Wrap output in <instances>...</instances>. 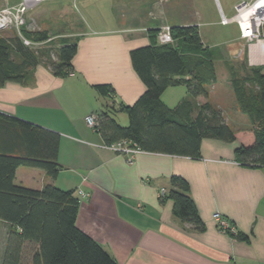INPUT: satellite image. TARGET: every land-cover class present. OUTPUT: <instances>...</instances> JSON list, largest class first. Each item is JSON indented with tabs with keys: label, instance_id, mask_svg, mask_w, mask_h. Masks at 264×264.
I'll return each mask as SVG.
<instances>
[{
	"label": "crops",
	"instance_id": "crops-1",
	"mask_svg": "<svg viewBox=\"0 0 264 264\" xmlns=\"http://www.w3.org/2000/svg\"><path fill=\"white\" fill-rule=\"evenodd\" d=\"M3 3L0 0V10ZM142 31L85 30L78 39L73 75L57 77L40 65L31 83L0 87L1 115L61 137L62 171L57 179L40 169L20 167L16 184L36 190L52 184L75 191L80 200L77 227L118 264H264V167L241 165L235 154L238 141L205 139L197 158L142 151L129 162L106 148L100 133L87 124L86 118L97 116L101 104H106L104 109L132 106L145 92L130 56L133 49L150 44L149 35ZM102 84L114 88L113 98L97 92L95 86ZM174 89L184 90L177 96L170 92ZM222 89L208 98L193 99L185 86L171 87L162 101L171 109L185 100L197 107L212 100L224 106ZM233 97L229 99L234 106ZM238 112L222 111L233 129H249L248 119ZM173 176L189 182L205 231L183 224L173 213V202L161 201L160 191L168 192ZM78 190L90 197L81 199ZM217 214L233 223L242 237L221 231L214 219Z\"/></svg>",
	"mask_w": 264,
	"mask_h": 264
},
{
	"label": "trees",
	"instance_id": "trees-1",
	"mask_svg": "<svg viewBox=\"0 0 264 264\" xmlns=\"http://www.w3.org/2000/svg\"><path fill=\"white\" fill-rule=\"evenodd\" d=\"M159 33V29L150 30V44L135 48L130 54L145 92L132 106H107L95 116L96 130L105 144L128 141L147 153L197 158L205 139L238 141L236 160L241 165L264 167V67H252L249 75L243 77L229 67L237 109L250 125L249 129L235 130L222 111L209 102L197 107L194 101L185 100L175 109L163 103V94L178 86H185L193 99L208 98L209 89L217 82V52L203 46L196 25L171 27V44H160ZM22 36L35 45L54 41L47 31L23 29ZM78 39L65 42L58 50L43 52L30 49L17 35L1 36L0 87L31 83L40 65L57 77L73 75ZM95 89L105 98L115 95L109 84L96 85ZM120 113L128 115V127L115 120ZM60 142L56 132L0 114V238L3 227L7 229L1 264H22L26 244L34 247L32 264H118L77 227L80 200L75 191L52 184L36 190L15 182L20 167L40 169L50 179H57L62 171ZM190 190L186 179L173 176L168 192L160 198L173 202V213L183 224L203 232L205 224ZM229 236L242 237L238 231L236 236Z\"/></svg>",
	"mask_w": 264,
	"mask_h": 264
},
{
	"label": "rangeland",
	"instance_id": "rangeland-1",
	"mask_svg": "<svg viewBox=\"0 0 264 264\" xmlns=\"http://www.w3.org/2000/svg\"><path fill=\"white\" fill-rule=\"evenodd\" d=\"M218 1V2H217ZM47 0L39 3L24 14L25 24L20 30L8 29L0 31L1 36L15 37L18 32L47 31L53 37L52 43L40 45L31 44L32 50H58L65 42L75 41L87 31H103L107 29H144L147 33L152 29L164 26L196 25L200 30L203 42L216 50L215 67L217 82L209 89L210 95L223 88L222 102L211 101L217 109L238 112V109L229 98L234 96L230 84V70L233 68L236 75H249L252 68L247 61L246 45L240 39L239 27L236 23L222 24V15L232 19L236 14V6L250 0ZM16 6L23 0H4V6ZM17 3H19L17 5ZM9 4V5H8ZM4 7V8H5ZM79 27V29L77 28ZM159 33V34H160ZM149 35V34H148ZM243 52L242 55L240 53ZM263 67V66H262ZM227 78L229 81H227ZM184 89H174L170 92L179 93ZM213 98V96H212ZM234 99V97H233ZM105 103L99 109H104ZM239 113V112H238ZM240 114V113H239ZM236 115H231V118ZM115 120L122 126H129V117L125 113L117 114ZM245 118V117H244ZM6 227L0 238V264L6 244ZM34 247L24 250L22 264H32Z\"/></svg>",
	"mask_w": 264,
	"mask_h": 264
},
{
	"label": "built area",
	"instance_id": "built-area-1",
	"mask_svg": "<svg viewBox=\"0 0 264 264\" xmlns=\"http://www.w3.org/2000/svg\"><path fill=\"white\" fill-rule=\"evenodd\" d=\"M47 0H23L18 6H7L0 10V31L8 29L20 30L25 24L24 14L27 9L42 3ZM236 23L240 31V39L246 45L247 61L251 67H264V0H250L241 2L236 6V14L232 19H227L222 15V24L228 25ZM19 37L23 40L26 46L31 43L24 39L22 34L18 32ZM160 44H171L174 39L171 35V27L164 26L161 33L158 35ZM243 52L240 53L242 55ZM86 122L90 127L96 128L95 116L86 118ZM115 153L121 154L127 158L129 162L133 161L136 154L142 151L133 146L128 141H122L111 146H105ZM81 199L90 197V194L82 190L77 191ZM166 194V190L160 191V196ZM219 229L228 235H237V230L221 215L214 216Z\"/></svg>",
	"mask_w": 264,
	"mask_h": 264
},
{
	"label": "water",
	"instance_id": "water-1",
	"mask_svg": "<svg viewBox=\"0 0 264 264\" xmlns=\"http://www.w3.org/2000/svg\"><path fill=\"white\" fill-rule=\"evenodd\" d=\"M217 1V0H216ZM218 2V1H217Z\"/></svg>",
	"mask_w": 264,
	"mask_h": 264
}]
</instances>
